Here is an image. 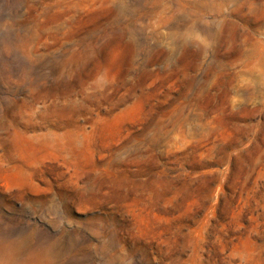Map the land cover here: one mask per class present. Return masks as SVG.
Here are the masks:
<instances>
[{
    "label": "rangeland",
    "instance_id": "1",
    "mask_svg": "<svg viewBox=\"0 0 264 264\" xmlns=\"http://www.w3.org/2000/svg\"><path fill=\"white\" fill-rule=\"evenodd\" d=\"M0 264H264V0H0Z\"/></svg>",
    "mask_w": 264,
    "mask_h": 264
}]
</instances>
